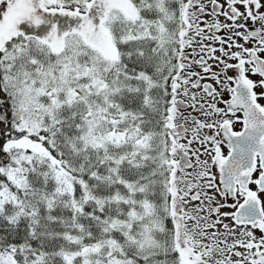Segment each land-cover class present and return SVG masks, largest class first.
<instances>
[{"label": "snow or ice", "instance_id": "obj_1", "mask_svg": "<svg viewBox=\"0 0 264 264\" xmlns=\"http://www.w3.org/2000/svg\"><path fill=\"white\" fill-rule=\"evenodd\" d=\"M209 3L0 0V264H264V0Z\"/></svg>", "mask_w": 264, "mask_h": 264}, {"label": "flooded vegetation", "instance_id": "obj_2", "mask_svg": "<svg viewBox=\"0 0 264 264\" xmlns=\"http://www.w3.org/2000/svg\"><path fill=\"white\" fill-rule=\"evenodd\" d=\"M219 2L221 3V0H219ZM211 8H212V6H211V4H210V11H211ZM261 11H264V9H261ZM258 26V25H257ZM250 28L251 27H253V25H250L249 26ZM262 56H264V53H262L261 54ZM229 98V94H227V96L224 98V99H228ZM260 103H262V104H264V102L261 100L260 101ZM219 107H224V105L221 103V104H219L218 105ZM238 115H240L239 113H238ZM241 128H242V125L240 124V123H236L235 125H234V130H236V131H239V130H241ZM224 152H225V154H227V148H224ZM204 157H201V159H203ZM193 163H195V160H193L192 161ZM214 171H215V169H213ZM262 199H264V197H262ZM231 202V201H230ZM229 209H225V211H228ZM260 235V233L259 232H257V236H259Z\"/></svg>", "mask_w": 264, "mask_h": 264}, {"label": "rangeland", "instance_id": "obj_3", "mask_svg": "<svg viewBox=\"0 0 264 264\" xmlns=\"http://www.w3.org/2000/svg\"><path fill=\"white\" fill-rule=\"evenodd\" d=\"M203 3L207 4L208 6V11H210V3H209V0H202ZM221 3H224V0H221ZM203 19L205 20H209L211 21V17L209 16H205L203 17ZM221 20H223V17L220 18ZM249 23V26L252 25L251 21L248 22ZM249 47H251V45H248ZM230 74H234V73H230ZM254 79H258V77H253ZM259 91V89L257 90ZM228 93H224V98L227 96ZM264 102V100H262ZM192 110L191 109H188L187 112L185 113L186 115L188 114V112H191ZM195 115V113H193ZM193 160H195V158H193ZM188 171H191V169H188Z\"/></svg>", "mask_w": 264, "mask_h": 264}, {"label": "trees", "instance_id": "obj_4", "mask_svg": "<svg viewBox=\"0 0 264 264\" xmlns=\"http://www.w3.org/2000/svg\"><path fill=\"white\" fill-rule=\"evenodd\" d=\"M0 230H2V226H0Z\"/></svg>", "mask_w": 264, "mask_h": 264}]
</instances>
